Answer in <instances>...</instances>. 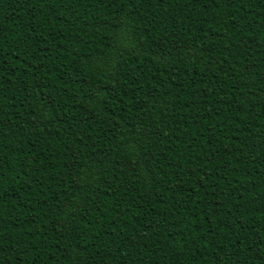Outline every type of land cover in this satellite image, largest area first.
<instances>
[{
	"label": "trees",
	"instance_id": "1",
	"mask_svg": "<svg viewBox=\"0 0 264 264\" xmlns=\"http://www.w3.org/2000/svg\"><path fill=\"white\" fill-rule=\"evenodd\" d=\"M0 264H264V0H0Z\"/></svg>",
	"mask_w": 264,
	"mask_h": 264
}]
</instances>
